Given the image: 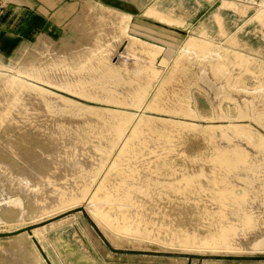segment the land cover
Segmentation results:
<instances>
[{"label": "rangeland", "instance_id": "obj_1", "mask_svg": "<svg viewBox=\"0 0 264 264\" xmlns=\"http://www.w3.org/2000/svg\"><path fill=\"white\" fill-rule=\"evenodd\" d=\"M103 10L100 17L109 21V28L115 30L110 19H119L118 38L123 30L128 38L112 40L111 62L123 71L119 78H108L100 70L92 73L94 80L82 78L81 84L121 95L146 88L140 106L74 95L41 83L54 97L50 100L6 84L21 71L54 69L56 64L79 69L89 58L75 54L95 48L98 41L90 33L97 20L84 27L85 21L74 19L70 26H57L53 35L38 27L6 42L8 47L0 42V264H264V99L252 97L260 81L252 74L244 77L242 83L250 89L246 98L257 105L255 112L253 107L239 108L224 98L226 92L216 89L214 81H196L202 68L198 63L184 65L179 79L176 63L186 42L196 37L165 46L132 40L136 45L130 49L132 38L122 11ZM247 35L246 52L264 62L260 43ZM147 46L156 47L158 54L149 55ZM152 68L158 73L155 79L149 74ZM211 93L231 110V118L208 116ZM61 96L134 115L110 155L102 150L115 139L113 120L68 113L57 105ZM185 96H193V107L200 106L202 115L173 111ZM155 101L171 112L151 109ZM245 113L251 118L238 117ZM142 118L181 126L170 137L161 135L169 132L160 126L144 132L142 137L150 142L141 148L150 161L142 165L151 169L107 170ZM71 152L81 160L77 165L67 162ZM101 156L109 157L104 169H92ZM43 158L53 160L52 168H37Z\"/></svg>", "mask_w": 264, "mask_h": 264}, {"label": "crops", "instance_id": "obj_2", "mask_svg": "<svg viewBox=\"0 0 264 264\" xmlns=\"http://www.w3.org/2000/svg\"><path fill=\"white\" fill-rule=\"evenodd\" d=\"M5 7L4 12L0 16V42L3 41L4 47H8L5 43L13 40H20L25 33H33L39 31L38 27H43L44 31L53 35L57 33V26H70V21L78 20L85 27L90 23L91 19L99 22H94L97 26L93 29L90 35H95L97 42L94 49L89 50V54L76 53V57H88L82 66L73 71L68 69L66 64H56L54 69L42 68L27 72L21 71V75L9 77L6 84L9 88L17 91L24 89L32 90L38 95L53 100L54 97H49L51 92L41 86V83L51 84L57 88L67 90L74 95L83 97L101 99L113 103H134L140 106L144 97L147 94L146 88L139 89L131 95H121L110 90L102 89L95 91L92 88L85 87L81 84L82 78L84 81L91 82L95 78L92 73H97L103 70L108 78H119L123 69L115 66L111 62L112 54L115 46L112 40L122 41L128 39L125 36V31L118 38L119 19H110L114 24L115 30L109 28V21H103V12L107 7L110 11L121 13L126 19L128 26V36L131 37V45L128 47L134 49L136 43L134 41L151 42L159 45H166L168 41L175 44L177 41L185 42V38L194 36L184 45L181 55L177 61V73L179 79L181 74H184L186 69L184 65H192L198 63L202 66L196 81L211 80L214 81L215 88L220 91V96L234 101V105L239 108L253 107L256 108L255 100L249 101L246 98L250 93V89L243 82L245 76L252 74L254 78L260 81V85L254 88L252 97L264 99V62L256 61L251 54L246 52L250 47L247 44V34L251 33L256 42L260 43L259 51L264 55V1L258 2L255 0H2ZM105 6V7H104ZM97 17V19H95ZM100 17V18H99ZM88 19H90L88 21ZM93 23V22H92ZM117 25V26H116ZM254 27L253 31L249 30ZM107 29V34L104 28ZM114 35V37L112 36ZM116 35V36H115ZM214 40L202 39L203 37ZM136 39V40H135ZM114 40V41H115ZM219 43V45H217ZM135 44V45H134ZM81 48H77L79 50ZM75 50V52L77 51ZM82 50V49H81ZM151 56H156L159 50L156 47L147 46L145 49ZM145 56V55H144ZM0 67H3L0 65ZM56 67V68H55ZM131 69L138 73L136 65L133 64ZM258 69V71H257ZM59 72V74H58ZM145 72V71H144ZM143 72V73H144ZM101 73V74H102ZM84 74V75H82ZM152 79L157 78L158 73L155 68L149 73ZM24 75V76H22ZM68 75V76H67ZM71 75H73L71 77ZM149 75H147V78ZM26 78V79H25ZM105 79V76L101 77ZM31 81V82H30ZM35 81V82H34ZM256 91V92H255ZM214 101L212 104L211 118L228 119L231 118V110L226 111L214 99V94H209ZM130 96L128 101L125 97ZM245 97V98H244ZM248 97V96H247ZM244 98V99H243ZM58 106L62 105L64 111L68 113H95L107 116L112 119L111 127L114 140L109 144L106 150H102L103 154L110 155L112 149L120 143L127 125L133 120L134 115L121 111L99 110L86 104L79 103L71 98L61 96L56 98ZM124 100V101H123ZM193 96H185V100L173 111L183 113L186 116L198 117L202 115L200 106L193 107ZM262 101V100H261ZM264 102V101H263ZM264 104V103H263ZM51 105L50 108H53ZM151 109L172 110L168 107L160 105L159 101H155ZM217 114V116H216ZM251 113L245 115L239 114L240 118H251ZM238 117H233L234 119ZM5 119V118H4ZM237 120V119H236ZM160 126L162 130H167L169 133H161L162 136H171L181 125L173 122H162L159 124L153 119L142 118L132 131L130 138L123 140L120 144L118 156L110 161L112 162L106 169H126L134 168L138 170L151 169L149 166L143 167L142 163L150 161L144 158V150L141 147H147L150 142L147 137H142L146 131H154ZM102 146V145H100ZM147 152V150H146ZM100 164L92 169L103 170V164L109 160V157L101 156ZM42 165H38V169L52 168L50 163L53 160L43 158L40 160ZM67 162L72 165H77L81 162L74 152L69 153Z\"/></svg>", "mask_w": 264, "mask_h": 264}, {"label": "built area", "instance_id": "obj_3", "mask_svg": "<svg viewBox=\"0 0 264 264\" xmlns=\"http://www.w3.org/2000/svg\"><path fill=\"white\" fill-rule=\"evenodd\" d=\"M255 1L261 2V1H264V0H255ZM4 7H5V5H4L3 1L0 0V16H1V15L3 14V12H4Z\"/></svg>", "mask_w": 264, "mask_h": 264}]
</instances>
